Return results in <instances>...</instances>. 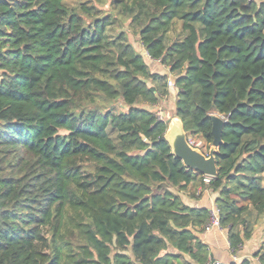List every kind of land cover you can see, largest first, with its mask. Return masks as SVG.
Returning <instances> with one entry per match:
<instances>
[{"label":"trees","instance_id":"1","mask_svg":"<svg viewBox=\"0 0 264 264\" xmlns=\"http://www.w3.org/2000/svg\"><path fill=\"white\" fill-rule=\"evenodd\" d=\"M110 6L174 78L187 137L209 148L222 119L217 177L204 185L171 154L152 109L168 75L109 35L110 15L0 0V264H208L196 233L210 210L177 194L197 178L219 193L231 254L264 215V0Z\"/></svg>","mask_w":264,"mask_h":264},{"label":"crops","instance_id":"2","mask_svg":"<svg viewBox=\"0 0 264 264\" xmlns=\"http://www.w3.org/2000/svg\"><path fill=\"white\" fill-rule=\"evenodd\" d=\"M144 52L145 51H142L140 54L144 55ZM144 56L146 57L145 61L151 72L161 75H168L167 69L162 67L158 62L152 61L147 56V54ZM168 79L172 80L170 75H168ZM169 92L170 96L173 93L175 95L176 88L174 87L173 89H169ZM174 95L172 96L173 98ZM177 194L187 207L206 208L210 211L212 209H216L215 200L219 195L218 192H213L212 190L201 186L199 178L191 183L185 191L180 193L177 192ZM262 216L259 217L256 225L253 228L251 238L244 243L237 256H232L230 253L227 241V231L225 229L211 228L208 231L204 229L203 232L196 233V236L202 244L207 246L209 257L211 258L212 262L217 264H239L242 260H247L251 264H263L259 260V255L261 256L264 254V218ZM260 229L262 232L259 233L258 231H260ZM127 254L131 257V259H133L130 251H128ZM185 259L188 260L190 264H196L191 262L187 256H185Z\"/></svg>","mask_w":264,"mask_h":264},{"label":"water","instance_id":"3","mask_svg":"<svg viewBox=\"0 0 264 264\" xmlns=\"http://www.w3.org/2000/svg\"><path fill=\"white\" fill-rule=\"evenodd\" d=\"M222 126V119L218 116H212L211 134L213 142L209 146L207 153L189 144L183 124L177 117L169 120L164 140L169 145L171 154L180 160L186 169L202 177L214 179L217 177L215 153L222 144Z\"/></svg>","mask_w":264,"mask_h":264},{"label":"rangeland","instance_id":"4","mask_svg":"<svg viewBox=\"0 0 264 264\" xmlns=\"http://www.w3.org/2000/svg\"><path fill=\"white\" fill-rule=\"evenodd\" d=\"M83 3H86L87 5H94L96 8L100 9L104 15H110L111 18L114 19L113 25L108 28V33L111 37H115V35H117L118 33H121V32L125 33L128 36L130 43L132 44L134 50L137 53L145 51L144 48L142 47L140 41H139L137 34L130 29L129 21L126 18L117 17L116 13L112 11V7L110 6L111 0H106L102 4L96 3V0H64L65 6L68 8H71V9H78L79 6ZM177 32H178L177 29L175 31H171L169 33V36L171 38H174V36H175L174 34H176ZM144 55H146L145 52H144ZM171 78H172V80H174V78L172 76H171ZM174 93L171 94V96L169 93L168 96L163 97L152 108L154 110V112H156L158 114L159 118H162L163 120H167V119L170 120L171 118H173L175 116L174 105H175V101H176V96H175L176 94L174 95ZM173 95H174V98L172 97ZM145 107H148V106L145 105ZM194 138H196V137H194ZM196 140H198L202 144H204L201 139H196ZM204 147L205 148L202 147L201 150L204 153H207L208 145L205 143ZM262 217L264 218V216H262ZM258 232L259 233L262 232L261 229Z\"/></svg>","mask_w":264,"mask_h":264},{"label":"built area","instance_id":"5","mask_svg":"<svg viewBox=\"0 0 264 264\" xmlns=\"http://www.w3.org/2000/svg\"><path fill=\"white\" fill-rule=\"evenodd\" d=\"M167 87L169 89H173L174 88V82L172 80L168 79V81H167ZM187 140H188L189 144L192 147L200 149V146L202 145L201 142H196L192 138H189V137H187ZM210 180L211 179L204 177L203 183L204 184H208ZM210 214H211V218H210L209 223L206 225L205 230L208 231L211 228H218L219 229L220 226H219L218 210L217 209H212L210 211ZM241 249L236 254H232V256H237V254L241 251ZM208 264H217V263L212 262L211 258L209 257L208 258Z\"/></svg>","mask_w":264,"mask_h":264}]
</instances>
